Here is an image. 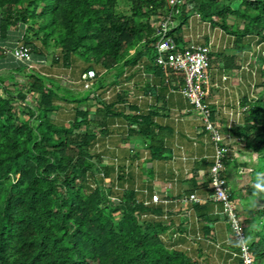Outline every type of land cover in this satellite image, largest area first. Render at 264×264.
Segmentation results:
<instances>
[{
	"label": "trees",
	"instance_id": "1",
	"mask_svg": "<svg viewBox=\"0 0 264 264\" xmlns=\"http://www.w3.org/2000/svg\"><path fill=\"white\" fill-rule=\"evenodd\" d=\"M167 3L0 0V264H201L164 242L169 226L151 216L163 215L162 205L146 204L134 188L115 202L111 183L95 188L89 184L90 176L97 181L96 174L101 172L103 178L111 174L112 167L102 165L91 150L117 119L125 121L134 157L146 150L150 161L173 158L166 141L175 137L176 130L163 122L171 110L158 90L181 93L193 104L181 92L184 82H175L173 70L155 62L154 20L167 13ZM175 12L177 26L170 34L183 48L187 45L184 25L192 14L234 37V53L210 51L211 68L217 62L223 71L239 72V54L251 49L245 38L256 36L264 43V0H179ZM229 16L241 22H229ZM18 41L31 48V61H19L6 52ZM47 55L53 64L69 68L74 58H80L91 64L85 71L97 66L103 71L91 89L73 93L53 77L30 68L32 61L45 62ZM140 65L143 68L138 69ZM128 69L131 74L142 70L152 74L158 85L148 82L143 91L162 101L161 105L143 113L129 103L123 90L111 102L99 96L109 84L119 85ZM210 81L204 86L208 94ZM258 88L254 99L243 98L242 121L231 125L221 127L215 121L216 108L204 104L222 131L230 132L232 140L262 160L252 169L246 190L238 189L235 195L242 197L245 207L238 215L247 230L250 255L254 264H264V191L254 188L258 176L264 181V80ZM91 97L97 103L93 107L88 103ZM61 100L88 106L78 108L69 124H58L53 114ZM237 165L234 158L226 161L223 175L228 184L231 171L237 174ZM199 167L192 170L194 185L187 194L201 188L209 189L210 195V176L200 178ZM230 199L236 201L232 191ZM191 204L202 221L204 237L214 240L212 201ZM232 247L238 248L237 244Z\"/></svg>",
	"mask_w": 264,
	"mask_h": 264
},
{
	"label": "rangeland",
	"instance_id": "2",
	"mask_svg": "<svg viewBox=\"0 0 264 264\" xmlns=\"http://www.w3.org/2000/svg\"><path fill=\"white\" fill-rule=\"evenodd\" d=\"M228 20L229 22H241L232 16H229ZM186 27L188 28V35H190L189 38L191 40H195V43L198 44H211V52L234 53V37L226 34L225 31L220 27H212L209 23L204 22L198 15L192 14L188 25H184V28ZM245 42L251 44V49L239 54L237 62L240 63L242 67L239 72L229 73L228 71H223L220 63L214 62L213 60L214 63L212 64L210 72V94H208L205 90L204 100L208 106L210 105L216 108L217 119L222 125L221 127L227 123H230L231 125L233 121H242V113L245 109L242 105L243 98L245 95H247L254 99L256 92L259 90L258 84H261V82L264 80V43L260 39L256 38V36H248L245 38ZM47 56L48 57L45 62H33L30 68L37 70L38 72H41L47 76L53 77L59 81L64 86V88L72 91L73 93H81L86 90L82 80L85 70L91 64L83 61L80 58H74L73 64L68 68L63 66L62 63L53 64L51 62L52 56ZM93 70L102 72L103 68L97 66ZM126 74V76H123L121 79H119V85L110 86L109 84L106 89L99 91V96L105 101L111 102L114 100L115 95L119 93L118 90L121 92L123 90L127 92L129 96V103L136 104L143 113H145L147 108L150 106L153 107L155 105H161L162 101H157L155 96L147 95L143 91L145 88V83H151V81L155 82L153 76L149 77L143 75L141 71H139V73L137 72L131 74V69H128ZM174 76V79L179 77L178 75ZM223 77H226V79H223ZM16 78L20 82L22 80L24 81V79L19 75H16ZM136 83L138 84V87H136ZM160 92H158L159 96L165 97V95L168 93V90H161ZM162 93L165 95H162ZM172 96H178L180 99V104L178 105L179 102L171 104L173 106L176 104L177 106L170 111L171 113L169 114V117L163 120V122L175 128L176 137H174L173 140L168 139L166 143L167 145L172 143H180L183 145V143H186L189 147L186 149L188 152V154L185 152L186 155L188 157L194 155L198 156L200 153L191 148V146L194 147L192 145V141L194 140L191 139V136H196V132L202 129L203 120L201 115L199 114L198 110L190 105L189 101L187 102L181 93H177L176 95L173 94ZM94 99V97H91L88 102L92 107L97 105L96 99L95 103ZM57 104L59 105V108L54 112L53 119L58 124H69L78 108L84 109L88 106L87 103L85 105H80L73 102H66L64 100L59 101ZM118 107L122 108V106ZM187 109H190L191 112H186ZM93 113L94 111L92 110V114ZM93 126L94 128H97L95 124ZM108 130L109 133L107 136H110L108 140L105 142L103 139H98L97 144L91 150V154H93V156L98 160H102V165H108L112 167L111 174L109 177L103 178L100 172L96 174L95 178L97 181H95L93 177L90 176L89 184L92 188H95L97 184L104 183V185L107 186L109 183H111V193L114 195L116 202H118V198L120 196L122 197L130 190V188H134L135 191L139 192V195L143 194L150 200L151 195L156 190L153 188L154 184L152 182H146L148 178L151 177L148 173L150 170L149 153L146 150H139L140 156L134 157V147L132 148L133 141L127 135L126 125L123 119H117L109 126ZM222 132L224 134L230 133H226L228 132L227 130H223ZM207 135L211 141V136L209 134ZM197 140L200 142L199 139ZM230 143L232 149L234 150V152L232 150L231 156L234 157L236 154V162L238 165L236 167L237 174L234 172V170L231 171V182L229 184V189L230 192L232 191V194L236 200L235 202L238 206V211L243 212V208L245 207L243 206L242 197L235 195V192L238 189L241 191L246 190L249 184V176L252 169L258 166L262 160L261 158L255 156L250 150L243 148L239 144L238 140H231ZM206 148L208 150L209 147ZM176 150L177 148L173 149V151ZM180 150L182 151V149ZM210 153L211 151L209 152L208 156L211 157L212 154ZM204 154L206 153H201L200 155ZM173 157L176 159L175 153ZM203 160L204 159L195 161L193 164L186 163L185 161L181 160L183 163H180L179 167L173 170V173L175 175L176 170H183L182 175L190 176L193 175L192 170L196 171L198 165H200V178L203 176V179L207 180L212 158L205 159L207 161V166L204 165ZM129 162L130 165L127 166ZM165 162L166 161L164 160L160 161V163ZM98 163H100V161ZM125 169H128L126 174L124 173ZM120 171H123V174H120ZM131 172L132 177L126 179L129 174H131ZM121 175L123 180L120 179ZM116 176L118 177V180ZM154 181L156 180H153V182ZM130 185H132V187ZM148 187H150V190ZM145 188L149 190L147 194L142 192V190ZM159 192L161 194L160 190L156 191L155 193L159 195ZM208 192L209 189L203 190V194L208 195ZM162 194H164V192ZM175 205V207H172L174 208V212L172 211V218H169L170 216L168 213H163L166 214L167 217H165V215L159 217V220H162V222L172 224L167 233L163 235V240L167 245L174 246L176 249L186 252L193 259H198L201 261V264H239V260L237 258H232V255L227 252L228 248L226 247V243L232 240L233 234L231 232V228L226 222H221L216 225L214 240H209L204 237L202 224L198 219H196L191 205L189 204L186 206L184 203L179 202L175 203ZM186 218L189 219V224H186L183 220Z\"/></svg>",
	"mask_w": 264,
	"mask_h": 264
},
{
	"label": "built area",
	"instance_id": "3",
	"mask_svg": "<svg viewBox=\"0 0 264 264\" xmlns=\"http://www.w3.org/2000/svg\"><path fill=\"white\" fill-rule=\"evenodd\" d=\"M179 0H168V11L164 15L155 17V29L158 40L156 41L157 55L155 62L163 67H169L173 70L174 75H178L180 80L184 82V87L181 92L186 96L193 108L199 111L203 120V128L211 136L215 153L213 161L209 169L211 194L204 196L198 193L184 194L181 198H177L176 202L192 205L191 203H204L207 200L218 204L223 209V215L229 218V224L233 234V243H227L228 246L237 244L238 248L233 250L229 248L227 252L232 255V258H237L240 264H254V259L250 255V247L248 243V234L242 218L238 215V206L236 202L230 199V189L223 172L226 168V161L232 159V140L231 134H224L219 125L211 120V114L204 104L205 85L211 78V44H198L190 42L184 48L176 43L174 36L171 35L173 28L177 26L175 6ZM6 52L13 54L19 61H31V48L20 41L14 48H6ZM33 63V61H32ZM31 63V64H32ZM30 64V66H31ZM98 75V72L90 69L84 72L83 84L86 89L93 87V80ZM234 152V150H233ZM170 187V186H169ZM145 194L147 190H143ZM113 200L115 198L113 196ZM119 200V198H118ZM116 202V201H115ZM119 202V201H118ZM146 204H167L169 200L162 199L160 194L153 193L151 200L145 201ZM166 214H163V216ZM147 217L148 215H144ZM155 218L160 216L151 215Z\"/></svg>",
	"mask_w": 264,
	"mask_h": 264
},
{
	"label": "crops",
	"instance_id": "4",
	"mask_svg": "<svg viewBox=\"0 0 264 264\" xmlns=\"http://www.w3.org/2000/svg\"><path fill=\"white\" fill-rule=\"evenodd\" d=\"M187 30H188L187 27L183 29L184 34H185L184 35L185 41L187 42V44L190 43V42H192V41L195 42V40H193V39L191 40L189 38L190 35H188ZM141 67H142L141 65H140V67L138 66V69H141ZM142 73H143V75H146V76H149V77L152 76V74L147 73L144 70H142ZM154 81L155 82L151 81V83H155V84L158 85V81L157 80H154ZM174 81L179 83L181 80H180V78L179 79L176 78V79H174ZM135 85H136V87H138V84L137 83ZM144 85H146V83ZM160 91L158 90V92H160ZM173 94L176 95V92L168 91V93L166 95L162 93V95H165V99L167 101V107H168L169 110H173V108L177 106L176 104L174 106L171 105V104H174L175 102H179L178 105L180 104V99L178 98V96L173 97L172 96ZM94 103H95V99H94ZM174 110H176V109H174ZM187 110L190 112V109H187ZM215 121L216 122H219V120L217 118L215 119ZM207 134L208 133L205 131V129L202 126V129H200V130H198L196 132V136H194V135L191 136V139L194 140V141H192L193 142L192 145L194 147L191 146V148L195 149L200 154L201 153H206L204 155H200V154L198 156L197 155L196 156L195 155L194 156H191L190 155L191 157H188L186 155V153L188 154V152L186 151V149H188L189 147L187 146L186 143H183V145L180 144V143L179 144L178 143H172V144H169L170 145L169 148L172 151V157L174 156V153L176 154V159L173 157V159H170L169 161H166L165 163H160V161H155V162L149 161L150 162V164H149L150 170H149L148 173L150 174L151 177H149L146 182H152L154 184L153 188L156 191H159V190L161 191V194H160V192H159V194L162 197V199L169 200V202L167 204H161L164 207V213H168V215L170 216L169 218H172V211L174 212V210H173L174 208H172V207L175 205V203H177L176 202V199L179 196H181V195L187 194V192L189 190H191L193 188V185H194L193 184V180H194L193 175L184 176V175H182V171L183 170L182 171L181 170H176L175 171V175H174L173 170H175L176 168H178L179 165H180V163H183L182 161H184L185 159L187 161L190 160L189 163H191V164L193 163V160L199 161L201 159H207V158H212V161H213V155L215 153L214 145L211 143L210 138H209V136ZM109 137H110L109 135L108 136H105V138L102 136V137H99L98 139H103V141L106 142ZM175 137H176V135H175ZM197 139H199L200 142ZM172 140H173V138H172ZM235 140H232V141H235ZM208 143H210V144H208ZM204 145L206 147H209L208 150H207V148ZM133 147L134 146H132V148ZM176 148H177V150L176 151H173V149H176ZM180 149H182V151ZM210 151H211L210 154H212L211 157L208 156V154H209ZM233 158L236 160V154H235V156ZM129 165H130V162L128 163L127 166H129ZM164 165L166 166V171H165V166ZM158 166H159V168H158ZM127 172H128V169H125V172L124 173L126 174ZM122 174H123V171H122ZM131 175H132V172H131V174H129V176L126 179L131 178L132 177ZM121 180H123V178ZM153 180H156V181L153 182ZM198 181L201 182L200 180H198ZM130 186L132 187V185H130ZM148 189L150 190V187H148ZM148 189L145 188L143 190H147L149 192ZM143 190H142V192H143ZM203 190L204 189H201V188L199 189L198 188L195 191L198 192L199 194L205 196L206 194H203ZM195 191H193V192H195ZM163 192H164V194H162ZM183 192H184V194H183ZM138 197H139L140 200L149 201V199L147 198V196H145L143 194L139 195ZM209 209H210V211H209L210 212V215H212L213 217H216L215 218L216 221L212 225L213 230H214V233H215V227H216V225L218 223H221V222L224 223V222H226L228 224V222H227V220L225 219V216L222 213L223 212V209H222V207L220 205L214 204V203L213 204H210V208ZM161 216H163V215H161ZM195 217H196V214H195ZM157 219H159V217ZM196 219H197V217H196ZM183 220L185 221L186 224L189 222V219H187V218L186 219H183ZM198 220L202 224V221L199 218H198ZM161 222H162V220H161ZM162 223L165 224V225H167V226H169V229L172 226V224H168V223H164V222H162ZM202 228H203V224H202ZM205 238L208 239L207 237H205ZM233 240H234V238H232V240L229 241V243H233ZM226 245H227V243H226ZM233 245L234 244H232V246ZM232 246H228L227 245L226 247L228 249L229 248H232L233 249Z\"/></svg>",
	"mask_w": 264,
	"mask_h": 264
},
{
	"label": "clouds",
	"instance_id": "5",
	"mask_svg": "<svg viewBox=\"0 0 264 264\" xmlns=\"http://www.w3.org/2000/svg\"><path fill=\"white\" fill-rule=\"evenodd\" d=\"M254 188L259 191H264V181H261L259 176L257 177V182L254 184Z\"/></svg>",
	"mask_w": 264,
	"mask_h": 264
}]
</instances>
